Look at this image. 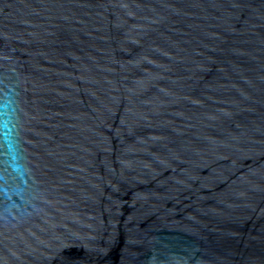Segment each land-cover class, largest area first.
<instances>
[{
    "label": "water",
    "instance_id": "1",
    "mask_svg": "<svg viewBox=\"0 0 264 264\" xmlns=\"http://www.w3.org/2000/svg\"><path fill=\"white\" fill-rule=\"evenodd\" d=\"M0 264H264V0H0Z\"/></svg>",
    "mask_w": 264,
    "mask_h": 264
}]
</instances>
